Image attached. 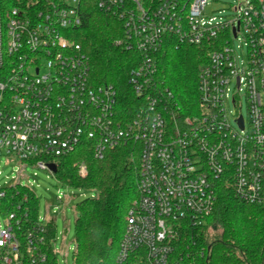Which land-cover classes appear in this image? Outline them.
I'll list each match as a JSON object with an SVG mask.
<instances>
[{
    "label": "built area",
    "instance_id": "1",
    "mask_svg": "<svg viewBox=\"0 0 264 264\" xmlns=\"http://www.w3.org/2000/svg\"><path fill=\"white\" fill-rule=\"evenodd\" d=\"M84 2L0 0V156L22 162L19 177L28 165L54 175L52 159L81 145L103 159L138 144L140 193L116 264H201L176 243L207 223L220 184L264 206V0H239L231 18L208 15L209 0H96L123 22L117 45L140 56L129 71L136 99L128 112L113 84L91 80L75 38ZM171 39L210 47L198 72V110L182 118L158 76V54ZM79 172L87 175L84 162ZM4 220L0 262L21 264L16 214ZM35 231L28 232L31 264L45 260L35 253Z\"/></svg>",
    "mask_w": 264,
    "mask_h": 264
},
{
    "label": "trees",
    "instance_id": "2",
    "mask_svg": "<svg viewBox=\"0 0 264 264\" xmlns=\"http://www.w3.org/2000/svg\"><path fill=\"white\" fill-rule=\"evenodd\" d=\"M82 11L83 24L76 28L75 38L89 58L91 80L113 84L122 110L128 112L136 99L128 83L129 71L140 56L117 45L116 40L124 35V25L115 14L102 11L96 0H86ZM209 52L207 45H177L171 39L158 54V76L174 93L180 109L178 117L198 110V72L208 61ZM139 156V145L128 144L96 159L90 145L85 144L52 159L57 165L54 176L60 182L97 192L96 197L77 205L74 264H116L126 216L140 193ZM82 162L87 167L86 176L79 174ZM0 210L3 217L16 214L18 224L14 230L21 241V264L32 263L28 232L35 230V253L45 256V260L33 264H58L53 245L56 222L39 220L38 198L28 186L9 188L0 196ZM38 225L43 230H37ZM176 249L182 254L190 253L201 264H264V206L243 202L235 196L232 186L220 184L207 223L187 228Z\"/></svg>",
    "mask_w": 264,
    "mask_h": 264
},
{
    "label": "rangeland",
    "instance_id": "3",
    "mask_svg": "<svg viewBox=\"0 0 264 264\" xmlns=\"http://www.w3.org/2000/svg\"><path fill=\"white\" fill-rule=\"evenodd\" d=\"M238 2L239 0H209L206 12L208 15L219 14L224 18H231L234 14L233 7ZM238 51L244 53L243 49L238 48ZM21 166L22 162L14 155L0 156V191L8 190L18 181L28 186L38 198L39 220L56 222V240L53 245L58 264H74L77 205L86 198L96 197L97 192L70 187L60 182L49 171L32 165H28L22 171L23 176L19 177ZM59 196H62L61 200L58 199ZM4 225L5 220L0 210V227Z\"/></svg>",
    "mask_w": 264,
    "mask_h": 264
},
{
    "label": "water",
    "instance_id": "4",
    "mask_svg": "<svg viewBox=\"0 0 264 264\" xmlns=\"http://www.w3.org/2000/svg\"><path fill=\"white\" fill-rule=\"evenodd\" d=\"M49 168L55 173L57 171V165L55 163H50Z\"/></svg>",
    "mask_w": 264,
    "mask_h": 264
}]
</instances>
